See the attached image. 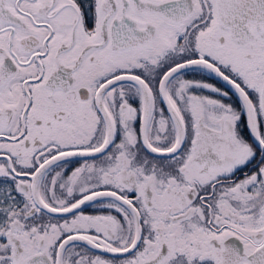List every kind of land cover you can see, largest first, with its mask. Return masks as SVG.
<instances>
[{
    "label": "snow or ice",
    "instance_id": "obj_1",
    "mask_svg": "<svg viewBox=\"0 0 264 264\" xmlns=\"http://www.w3.org/2000/svg\"><path fill=\"white\" fill-rule=\"evenodd\" d=\"M0 264H264V0H0Z\"/></svg>",
    "mask_w": 264,
    "mask_h": 264
}]
</instances>
